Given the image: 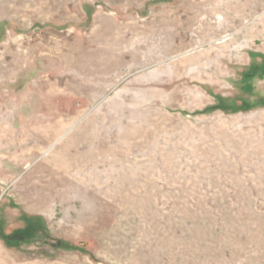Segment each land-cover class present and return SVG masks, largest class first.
Listing matches in <instances>:
<instances>
[{"label":"rangeland","instance_id":"rangeland-1","mask_svg":"<svg viewBox=\"0 0 264 264\" xmlns=\"http://www.w3.org/2000/svg\"><path fill=\"white\" fill-rule=\"evenodd\" d=\"M262 99L264 0H0V264H264Z\"/></svg>","mask_w":264,"mask_h":264},{"label":"trees","instance_id":"trees-1","mask_svg":"<svg viewBox=\"0 0 264 264\" xmlns=\"http://www.w3.org/2000/svg\"><path fill=\"white\" fill-rule=\"evenodd\" d=\"M247 76H252L253 77L254 74L251 72V73H248ZM262 100H264V99H262ZM245 102H247V101H245ZM247 104H249V103H242L241 105H239V104H236V103L233 102L230 105L227 102L221 101L216 106L209 107L208 109L222 108V109H224L225 111H228V112H230V111H240V110L244 109ZM261 104L264 105V101ZM28 236H29V234L27 233V229L13 232V233H11V234H9L7 236L8 243L10 245H14V244H17V242L19 243V242L26 241Z\"/></svg>","mask_w":264,"mask_h":264}]
</instances>
